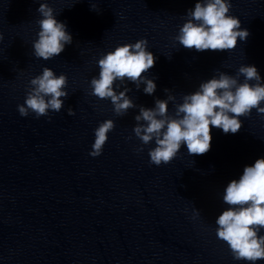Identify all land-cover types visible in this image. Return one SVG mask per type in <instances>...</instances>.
<instances>
[{"label": "water", "instance_id": "95a60500", "mask_svg": "<svg viewBox=\"0 0 264 264\" xmlns=\"http://www.w3.org/2000/svg\"><path fill=\"white\" fill-rule=\"evenodd\" d=\"M41 2L73 37L47 60L34 56L31 43ZM193 4L0 0V264H248L234 260L216 237L215 217L227 206L224 185L264 156V114L252 109L241 116L235 133L211 127L207 152L189 155L182 146L169 162L155 165L148 157L154 142L138 151L141 141L132 131L138 108L117 115L110 98L90 94L97 58L141 37L156 57L144 75L157 87L149 95L143 85L127 82L126 94L137 105L152 106L167 95L165 88L180 102L217 69L234 74L242 63L254 64L264 78V0H231L230 14L249 35L223 51H197L173 40ZM43 66L66 74L69 95L59 111L21 116L17 105ZM173 107L169 102V111ZM106 118L114 128L102 153L92 156L93 130Z\"/></svg>", "mask_w": 264, "mask_h": 264}, {"label": "clouds", "instance_id": "9594fccd", "mask_svg": "<svg viewBox=\"0 0 264 264\" xmlns=\"http://www.w3.org/2000/svg\"><path fill=\"white\" fill-rule=\"evenodd\" d=\"M231 6V0H194L183 14L184 21L173 40L197 51L233 49L237 38L244 40L249 31L241 27L239 17L230 14ZM90 7L94 9L95 5ZM37 11L39 30L31 42L33 54L47 60L60 54L73 42V37L47 2L39 3ZM155 59L146 37L119 43L97 58L98 74L89 81L90 94L110 98L115 114L123 115L129 108H138L132 131L141 141L138 151L154 142L148 148L150 163L169 162L182 146H186L189 155L203 154L211 147V127L235 133L241 127V116L249 115L252 109L264 114V78L254 64L245 63L234 74L217 69L195 90L184 93L180 102L165 88L167 95L155 97L152 106L135 104L126 94L130 91L127 82L137 89L143 85V92L152 95L157 87L155 79L144 73ZM66 85L65 73L56 74L52 68L43 66L39 74L30 78L24 102L17 105L19 114L25 116L31 111L39 117L48 115L49 110L59 111L64 105L63 98L69 95ZM169 102H173V111H169ZM67 112L74 114L71 107ZM113 128L111 118L98 122L93 130L90 155L102 153L107 134ZM222 202L227 206L215 217L216 237L226 242L234 260L256 264L264 259V156L245 164L239 176L224 185ZM192 213L194 217L200 215L197 208Z\"/></svg>", "mask_w": 264, "mask_h": 264}]
</instances>
